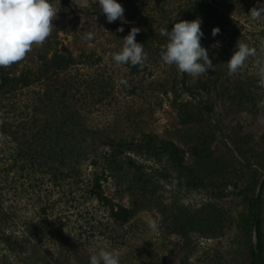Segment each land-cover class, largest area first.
<instances>
[{
    "label": "rangeland",
    "instance_id": "obj_1",
    "mask_svg": "<svg viewBox=\"0 0 264 264\" xmlns=\"http://www.w3.org/2000/svg\"><path fill=\"white\" fill-rule=\"evenodd\" d=\"M197 1L117 0L127 23H108L98 0H53L50 36L0 67V264H89L102 247L120 264H253L264 18L250 10L264 0H208L227 25L213 37L202 20L215 70L194 78L163 63L161 32L200 18ZM132 28L147 60L116 64ZM238 41L256 55L232 74ZM259 221L264 264V185Z\"/></svg>",
    "mask_w": 264,
    "mask_h": 264
},
{
    "label": "clouds",
    "instance_id": "obj_2",
    "mask_svg": "<svg viewBox=\"0 0 264 264\" xmlns=\"http://www.w3.org/2000/svg\"><path fill=\"white\" fill-rule=\"evenodd\" d=\"M60 0H58V3ZM99 9L106 16L108 23L117 21L127 23L125 9L117 0H98ZM59 7L53 0H0V67H7L21 61L31 51L32 46L42 44L53 30L52 21L57 17ZM254 20L264 18V5L250 10ZM203 21L197 18L192 21L176 22L171 31L163 29L161 34L167 37L161 50V60L168 66H175L182 73L192 77L206 74L209 69L215 70L208 50L201 45L204 33L201 30ZM123 32V27L117 29ZM139 28H132L122 39L119 52L112 55L116 64L143 65L147 55L142 44L136 42ZM220 33L219 28L212 30V36ZM85 40L92 39V33H84ZM219 47V43L215 45ZM256 52L247 43L238 41L231 58L226 63L229 72L234 74L243 67L245 61L255 56ZM256 64L261 76H264V58H258ZM121 83H127L122 80ZM151 227L155 230L156 225ZM121 253L117 249L100 248L90 256L89 264H120Z\"/></svg>",
    "mask_w": 264,
    "mask_h": 264
},
{
    "label": "trees",
    "instance_id": "obj_3",
    "mask_svg": "<svg viewBox=\"0 0 264 264\" xmlns=\"http://www.w3.org/2000/svg\"><path fill=\"white\" fill-rule=\"evenodd\" d=\"M190 15L194 16V17H200L202 18V20L204 21L205 25L212 31L214 28H219L220 29V33H222L225 28H226V17L223 14V10L215 3L208 1V0H198L193 8L190 10ZM53 62H55L56 65H67L72 61L71 57H66L63 56L61 54H54L52 57ZM15 88L13 87V85H9V90L12 91ZM207 108V107H205ZM263 185H264V180L262 182V184L259 186V194H258V203H259V197L260 194L262 192L263 189ZM102 195H99V197H101ZM104 198L103 200L106 201V204H109V201L107 200L106 197H102ZM115 204L112 205V207ZM118 210L115 211V216L116 218L123 223H126L130 220L131 218V211L121 205H116ZM255 206H256V199L254 201V221H255ZM259 228H260V221L258 219L257 221V229H256V238H257V252H259L260 250V232H259ZM253 264H258V259H255L254 256V249H253ZM258 255V253H257Z\"/></svg>",
    "mask_w": 264,
    "mask_h": 264
},
{
    "label": "water",
    "instance_id": "obj_4",
    "mask_svg": "<svg viewBox=\"0 0 264 264\" xmlns=\"http://www.w3.org/2000/svg\"><path fill=\"white\" fill-rule=\"evenodd\" d=\"M264 180V179H263ZM263 180L261 181L260 185L262 184ZM259 185V186H260ZM258 194H259V187L256 193V206H255V221H254V238L256 239V229H257V221L259 219V203H258ZM257 241V240H256ZM257 243H254V256L257 259Z\"/></svg>",
    "mask_w": 264,
    "mask_h": 264
}]
</instances>
